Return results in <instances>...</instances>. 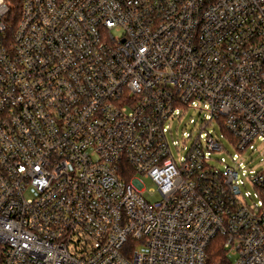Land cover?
Masks as SVG:
<instances>
[{"label": "built area", "instance_id": "1", "mask_svg": "<svg viewBox=\"0 0 264 264\" xmlns=\"http://www.w3.org/2000/svg\"><path fill=\"white\" fill-rule=\"evenodd\" d=\"M8 12L0 264H264V0Z\"/></svg>", "mask_w": 264, "mask_h": 264}, {"label": "rangeland", "instance_id": "2", "mask_svg": "<svg viewBox=\"0 0 264 264\" xmlns=\"http://www.w3.org/2000/svg\"><path fill=\"white\" fill-rule=\"evenodd\" d=\"M190 115H193V116H196L197 117V112H195L194 110H191L190 112H189V114L187 115V117L185 118V124L187 125V127H189V125L187 124V120H188V116H190ZM189 130H190V128H188ZM181 133H182V130L179 128V130H178V135H179V137H181ZM175 135H177V134H175ZM257 145H258V147H260V151H261V154H259L258 153V151H256L254 154V158H255V161H259V159H261L262 157H264V146L262 145V143L261 142H258L257 143ZM228 148H229V151L232 153L233 151H234V149H233V147L232 146H228ZM223 156H225L227 159H229V156L226 154V155H223ZM219 166H221L222 167V165L221 164H219ZM145 183H146V185L148 186V187H151L152 186V182L150 181V180H148V179H146L145 180ZM138 249H140V248H138ZM230 258H231V260H235V255H233V254H230Z\"/></svg>", "mask_w": 264, "mask_h": 264}, {"label": "trees", "instance_id": "3", "mask_svg": "<svg viewBox=\"0 0 264 264\" xmlns=\"http://www.w3.org/2000/svg\"><path fill=\"white\" fill-rule=\"evenodd\" d=\"M9 6V12L6 17L7 21L16 23L20 15V0H6ZM0 261H1V251H0Z\"/></svg>", "mask_w": 264, "mask_h": 264}]
</instances>
